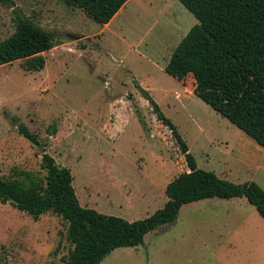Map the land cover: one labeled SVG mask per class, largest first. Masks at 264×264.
<instances>
[{"label": "rangeland", "instance_id": "obj_1", "mask_svg": "<svg viewBox=\"0 0 264 264\" xmlns=\"http://www.w3.org/2000/svg\"><path fill=\"white\" fill-rule=\"evenodd\" d=\"M19 16L53 32L56 42L40 71L23 60L0 66V175L41 181L48 152L71 169L82 205L128 220L151 215L165 204L167 184L189 167L140 84L199 167L264 188V147L198 97L191 78L181 83L165 70L198 23L179 0H129L109 27L66 0H0V41ZM20 122L39 144L19 133ZM67 226L54 213L34 218L0 202V264H65ZM101 264H264V218L244 196L193 201L174 223Z\"/></svg>", "mask_w": 264, "mask_h": 264}, {"label": "trees", "instance_id": "obj_2", "mask_svg": "<svg viewBox=\"0 0 264 264\" xmlns=\"http://www.w3.org/2000/svg\"><path fill=\"white\" fill-rule=\"evenodd\" d=\"M66 1L107 24L129 0ZM179 1L198 23L173 51L166 72L181 83L191 78L188 85L198 97L264 147V0ZM55 42L53 32L19 16L16 30L0 41V66L23 60L27 70L40 71L46 66L43 53ZM138 88L157 118L174 133L189 167L167 184L165 204L151 215L128 220L82 205L71 169L58 164L48 152L43 154L46 175L41 181L0 175V202L34 218L54 213L67 222L65 237L71 249L63 258L65 264H101L119 247L143 244L147 233L174 223L181 207L193 201L244 196L264 218V188L256 181L236 183L199 167L176 125L147 89L140 84ZM18 131L31 142L40 143L25 123L18 124Z\"/></svg>", "mask_w": 264, "mask_h": 264}, {"label": "crops", "instance_id": "obj_3", "mask_svg": "<svg viewBox=\"0 0 264 264\" xmlns=\"http://www.w3.org/2000/svg\"><path fill=\"white\" fill-rule=\"evenodd\" d=\"M118 14V13H117ZM115 18V17H114ZM113 18V19H114ZM113 19L109 22V23H107V24H105L106 25V27H109L110 25H111V23H112V21H113ZM236 198H241V197H234V198H231V199H236ZM246 198V197H245ZM207 199V198H206ZM246 200H247V198H246ZM240 201H244V200H240ZM185 205V204H184ZM257 210V209H256ZM258 212V211H257ZM259 213V212H258Z\"/></svg>", "mask_w": 264, "mask_h": 264}, {"label": "water", "instance_id": "obj_4", "mask_svg": "<svg viewBox=\"0 0 264 264\" xmlns=\"http://www.w3.org/2000/svg\"><path fill=\"white\" fill-rule=\"evenodd\" d=\"M40 150H42V147L40 148Z\"/></svg>", "mask_w": 264, "mask_h": 264}]
</instances>
